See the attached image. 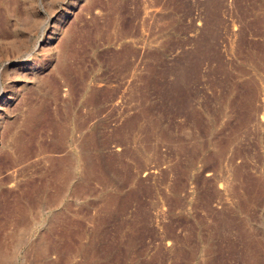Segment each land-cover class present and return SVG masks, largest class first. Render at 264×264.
Listing matches in <instances>:
<instances>
[{
	"label": "rangeland",
	"instance_id": "374dc122",
	"mask_svg": "<svg viewBox=\"0 0 264 264\" xmlns=\"http://www.w3.org/2000/svg\"><path fill=\"white\" fill-rule=\"evenodd\" d=\"M1 100L0 264H264V0H0Z\"/></svg>",
	"mask_w": 264,
	"mask_h": 264
},
{
	"label": "bare ground",
	"instance_id": "6f19581e",
	"mask_svg": "<svg viewBox=\"0 0 264 264\" xmlns=\"http://www.w3.org/2000/svg\"><path fill=\"white\" fill-rule=\"evenodd\" d=\"M11 12H12V11H11ZM23 20H24V19H23ZM25 30H26V29H25ZM57 30H58V29H57ZM19 45H20V44H19ZM9 98H10V97H9ZM7 100H8V99H7ZM7 102H8V101L1 100V101H0V104H2V103H3V104H7ZM0 115H1V114H0ZM3 133H4V132H3ZM0 148H1V147H0Z\"/></svg>",
	"mask_w": 264,
	"mask_h": 264
}]
</instances>
